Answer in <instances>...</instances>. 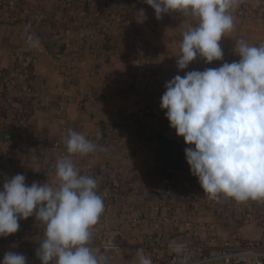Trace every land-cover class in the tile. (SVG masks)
<instances>
[{
    "label": "crops",
    "instance_id": "crops-1",
    "mask_svg": "<svg viewBox=\"0 0 264 264\" xmlns=\"http://www.w3.org/2000/svg\"><path fill=\"white\" fill-rule=\"evenodd\" d=\"M112 1L118 4L126 2ZM241 3L251 8H264V0H241ZM57 5L58 0L0 2V95L7 102L28 105L32 111V127L49 142L62 139L65 143L66 136L62 132L66 129L67 132L73 130L84 134L106 149L87 156L73 155L71 158L80 174L97 179L98 189L105 170L111 173L118 186L128 181L134 183L135 189L127 191L129 204L135 215L151 217L149 206L143 200L147 195L154 197L159 192V160L163 141L169 138L184 149L186 145L170 128L160 104L159 108H154V116L144 117L146 123L156 122L154 128H147L139 121L144 111L152 107L153 99L149 92L152 73L142 68L143 57L132 52L131 57L135 61L128 64L121 56L109 58L111 56L106 55L102 44H99L96 51L85 39L86 24L75 27L71 36L64 37L61 30H55L49 19ZM239 6L232 11L234 29L221 40L224 61L227 62L238 59L232 52L238 40H245L254 46L264 44V18H241L237 14ZM141 22V18H138L136 24L150 42L160 87L165 91L168 80L177 74L184 75L176 66V58L180 55L179 44L183 32L195 27L197 22L190 14L181 12L164 15L160 20L155 18ZM28 36L39 41L36 47L30 45L32 52L39 56V64L31 82L34 94L31 95L24 92L22 85L9 91L5 78L7 72L15 66V57ZM219 63L208 65L197 58L185 71H202L207 67H218ZM64 87L69 89L70 95L66 97L67 113L61 117L59 105ZM4 107L5 104L0 103V163L5 168L3 180L23 174L29 185L34 181L53 182L55 170L49 172L47 165L52 155L49 144L32 152L21 153L14 143L3 142V129L7 123ZM14 159L15 164H12ZM165 176L177 180L183 200L173 224L160 231L165 245L164 253H172L168 247L171 241L178 244L189 241L194 246H204L211 236L216 237L218 242L237 237L257 241L264 237L260 225L254 222H227L219 212L221 207L228 205L230 210L258 207L264 213V200L238 202L221 194L216 207L193 218L189 211L188 197L191 192L201 189L197 179L187 171L174 169L167 170ZM104 212L106 214L100 216L98 223L91 229L89 246L97 254L99 250L94 239L95 233L102 228L110 229L124 211L117 204ZM44 231V225L35 221L33 216L29 226L19 228L13 235V241L5 243L3 254L17 251L27 257L28 264H39L35 250L44 239ZM125 235V248L115 262L138 264L140 233L128 228Z\"/></svg>",
    "mask_w": 264,
    "mask_h": 264
},
{
    "label": "clouds",
    "instance_id": "clouds-1",
    "mask_svg": "<svg viewBox=\"0 0 264 264\" xmlns=\"http://www.w3.org/2000/svg\"><path fill=\"white\" fill-rule=\"evenodd\" d=\"M160 20L177 12L190 14L196 26L182 34L177 74L165 83L160 108L177 138H182L190 174L201 189L215 198L224 195L238 202L264 200V44L236 41L238 57L224 61L221 40L234 29V16L241 0H144ZM141 23L147 16L137 10ZM28 43L36 47L32 36ZM197 58L218 67L185 71ZM67 155L54 165L53 182L26 183L23 174L5 178L0 184V238L15 235L20 220L30 217L45 228L44 239L35 250L40 264H107V257L89 246L91 229L104 212L98 181L82 175L72 156H87L102 146L84 134L68 130ZM169 250L177 256L185 247L176 241ZM138 264H153L143 249ZM0 264H28L27 257L8 251ZM179 264H186L180 260Z\"/></svg>",
    "mask_w": 264,
    "mask_h": 264
},
{
    "label": "built area",
    "instance_id": "built-area-1",
    "mask_svg": "<svg viewBox=\"0 0 264 264\" xmlns=\"http://www.w3.org/2000/svg\"><path fill=\"white\" fill-rule=\"evenodd\" d=\"M11 1L0 0L4 4ZM140 8L145 10L147 20L155 19L153 10L144 3V0H126L121 4L112 0H58V5L49 19L55 30H61L64 37L71 36L75 27L86 24V41L96 51L99 44H102L106 55L111 56L109 58L121 56L128 64H133L135 60L131 57L132 52L143 57L142 68L152 73L149 92L153 99L152 107L144 111L139 121L147 128H154L156 122L146 123L144 117L155 115L154 108H159L164 91L157 77L156 59L150 50V42L141 34L136 24L140 18L137 10ZM237 14L247 19L264 18V8H251L246 3H241ZM15 58V66L5 76L7 89L13 91L22 85L25 93L34 94L31 82L39 64V56L32 52L26 40ZM61 92L63 99L60 101L59 111L61 117H65L68 110L66 97L70 95V91L64 87ZM0 103L5 104L4 117L7 120L2 134L3 142L14 143L21 153L32 152L49 144L52 155L48 160V170L49 172L55 170L57 160L67 155L62 139L49 142L46 137L36 133L32 127V111L28 105L7 102L3 95H0ZM62 134L66 136V129H63ZM15 161L16 159L12 164H15ZM4 173V165L0 163V182L4 178ZM134 189V183L130 181L118 186L111 173L108 170L104 171L98 189L99 195L103 198L104 211L117 204L124 211L122 217L116 219L110 229L102 228L94 236L99 254L107 257V264H116L118 254L125 248V230L128 228L140 233L139 246L144 254L152 259L153 264H179L180 260H185L186 264H264V237L257 241L237 237L218 242L216 237L211 236L204 246H194L189 241L180 243L185 247V252L181 256L173 252L164 253L165 245L162 243L160 231L173 224L183 200L178 182L170 176L161 177L158 194L154 197L147 195L144 198L143 202L148 204L151 217L134 214L127 194V191ZM219 198L220 195L213 198L203 190L196 189L188 197L190 215L193 218L200 217L210 208L216 207ZM219 212L227 222L239 221L244 224L254 222L264 230V213L258 207L230 210L228 205H225ZM105 214L103 212L101 216Z\"/></svg>",
    "mask_w": 264,
    "mask_h": 264
},
{
    "label": "water",
    "instance_id": "water-1",
    "mask_svg": "<svg viewBox=\"0 0 264 264\" xmlns=\"http://www.w3.org/2000/svg\"><path fill=\"white\" fill-rule=\"evenodd\" d=\"M169 169L190 171L186 163L184 148L167 138L163 141L159 160V173L161 177Z\"/></svg>",
    "mask_w": 264,
    "mask_h": 264
},
{
    "label": "rangeland",
    "instance_id": "rangeland-1",
    "mask_svg": "<svg viewBox=\"0 0 264 264\" xmlns=\"http://www.w3.org/2000/svg\"><path fill=\"white\" fill-rule=\"evenodd\" d=\"M31 218H28L27 220H20L19 223H20V228H25V226H29V224H31ZM26 224V225H25ZM13 235L12 236H9V237H6V238H0V260H2L3 258V249H4V245L5 243L7 242H10V241H13Z\"/></svg>",
    "mask_w": 264,
    "mask_h": 264
},
{
    "label": "trees",
    "instance_id": "trees-1",
    "mask_svg": "<svg viewBox=\"0 0 264 264\" xmlns=\"http://www.w3.org/2000/svg\"><path fill=\"white\" fill-rule=\"evenodd\" d=\"M187 172H189V173H190V171H187Z\"/></svg>",
    "mask_w": 264,
    "mask_h": 264
}]
</instances>
